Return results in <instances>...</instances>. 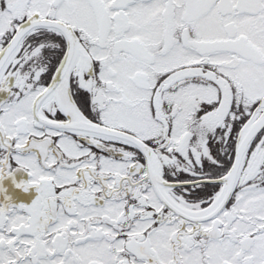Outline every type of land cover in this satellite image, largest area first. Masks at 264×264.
Wrapping results in <instances>:
<instances>
[{
  "label": "snow or ice",
  "instance_id": "6c2138e0",
  "mask_svg": "<svg viewBox=\"0 0 264 264\" xmlns=\"http://www.w3.org/2000/svg\"><path fill=\"white\" fill-rule=\"evenodd\" d=\"M0 264H264V0H0Z\"/></svg>",
  "mask_w": 264,
  "mask_h": 264
},
{
  "label": "flooded vegetation",
  "instance_id": "af4514ba",
  "mask_svg": "<svg viewBox=\"0 0 264 264\" xmlns=\"http://www.w3.org/2000/svg\"><path fill=\"white\" fill-rule=\"evenodd\" d=\"M6 94L0 93V99L4 98ZM31 177L27 172L17 171L13 177H7L2 181L5 193L0 194V201H3L5 197H9L14 204L31 205V203L37 198L39 193L36 187L33 186L28 191H24L22 188H18L16 185L22 181H28Z\"/></svg>",
  "mask_w": 264,
  "mask_h": 264
}]
</instances>
